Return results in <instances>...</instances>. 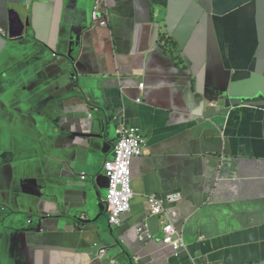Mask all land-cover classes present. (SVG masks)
I'll list each match as a JSON object with an SVG mask.
<instances>
[{
    "label": "crops",
    "instance_id": "1",
    "mask_svg": "<svg viewBox=\"0 0 264 264\" xmlns=\"http://www.w3.org/2000/svg\"><path fill=\"white\" fill-rule=\"evenodd\" d=\"M116 115L146 141L118 225ZM132 262L264 264V0H0V264Z\"/></svg>",
    "mask_w": 264,
    "mask_h": 264
},
{
    "label": "built area",
    "instance_id": "2",
    "mask_svg": "<svg viewBox=\"0 0 264 264\" xmlns=\"http://www.w3.org/2000/svg\"><path fill=\"white\" fill-rule=\"evenodd\" d=\"M97 14L94 19L97 20ZM144 89V86H141ZM141 103V102H138ZM113 122L116 125L117 143L114 146V157L112 160L104 164V170L109 178L108 190L106 193V209L107 215L111 223L118 225L121 223L123 214L131 210L134 200V191L132 187V164L133 161L142 157L145 148V141L138 129L130 128L126 124L120 122L119 116L113 117ZM85 174H82V179H85ZM180 200V195L168 194L165 197L153 196L149 200L150 212L153 215L160 216L165 223L162 229V242L179 255L185 250V245L182 236L172 223V219L177 216L178 210L175 205ZM140 232L139 239L151 241L152 237L149 232V227H143ZM143 230L145 235H143ZM104 249H100L99 254H102Z\"/></svg>",
    "mask_w": 264,
    "mask_h": 264
},
{
    "label": "clouds",
    "instance_id": "3",
    "mask_svg": "<svg viewBox=\"0 0 264 264\" xmlns=\"http://www.w3.org/2000/svg\"><path fill=\"white\" fill-rule=\"evenodd\" d=\"M131 128H133V127H131ZM136 129V128H135ZM140 131V130H139ZM144 140V139H143ZM145 141V140H144ZM145 143H146V141H145ZM139 158V157H138ZM103 167H104V165H103ZM104 169V168H103ZM104 172H105V170H104ZM106 173V172H105ZM107 176V175H106ZM109 184V183H108ZM132 187H133V181H132ZM108 190V189H107ZM134 191V190H133ZM135 193V192H134ZM154 196H158V195H156V194H154ZM153 197V196H152ZM161 197V196H160ZM179 202V201H178ZM175 208H176V205H175ZM177 209V208H176ZM151 210H150V208H149V212H150ZM152 214V213H151ZM124 215V214H123ZM153 215V214H152ZM177 215H178V213H177ZM153 216H156L158 219H159V221H161L162 223H163V220H162V218L160 217V216H157V215H153ZM177 217V216H176ZM176 217H174L173 219H172V223H173V225H174V227H175V224H174V220H175V218ZM122 218V217H121ZM164 225H165V223L163 224V227H164ZM145 226H148L149 227V225L148 224H146V225H144L143 227H145ZM176 228V227H175ZM138 229V228H137ZM140 229V228H139ZM142 229H144V228H142ZM177 229V228H176ZM149 230V229H148ZM139 231V230H138ZM177 231L179 232V230L177 229ZM149 232H150V230H149ZM150 234H151V237H152V239H151V241L154 239V236L152 235V233L150 232ZM179 234L181 235V233L179 232ZM182 236V235H181ZM139 237V236H138ZM162 237H163V234H162ZM161 240H162V238H161ZM142 242V241H141ZM144 242H147V241H144ZM171 248V247H170ZM104 249V248H103ZM100 251V250H99ZM99 253V252H98ZM99 255V257L101 256V254H98Z\"/></svg>",
    "mask_w": 264,
    "mask_h": 264
},
{
    "label": "water",
    "instance_id": "4",
    "mask_svg": "<svg viewBox=\"0 0 264 264\" xmlns=\"http://www.w3.org/2000/svg\"><path fill=\"white\" fill-rule=\"evenodd\" d=\"M106 177H107V176H106ZM107 179H108V183H109V178L107 177ZM131 264H134V263L132 262Z\"/></svg>",
    "mask_w": 264,
    "mask_h": 264
}]
</instances>
